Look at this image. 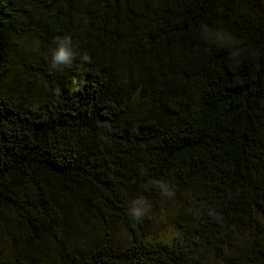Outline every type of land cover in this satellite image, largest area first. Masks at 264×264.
<instances>
[{
	"label": "trees",
	"instance_id": "16d2710c",
	"mask_svg": "<svg viewBox=\"0 0 264 264\" xmlns=\"http://www.w3.org/2000/svg\"><path fill=\"white\" fill-rule=\"evenodd\" d=\"M0 264H264V0H0Z\"/></svg>",
	"mask_w": 264,
	"mask_h": 264
},
{
	"label": "clouds",
	"instance_id": "9594fccd",
	"mask_svg": "<svg viewBox=\"0 0 264 264\" xmlns=\"http://www.w3.org/2000/svg\"><path fill=\"white\" fill-rule=\"evenodd\" d=\"M71 43H72L71 39L67 37L59 41L57 49L52 54V66L54 68L58 67L61 64L65 66L71 65L74 58V53L71 47H69ZM82 59L84 61H88L90 60V57L87 54H84ZM135 215L138 221H140L141 218L144 216V214L139 210H136Z\"/></svg>",
	"mask_w": 264,
	"mask_h": 264
},
{
	"label": "rangeland",
	"instance_id": "374dc122",
	"mask_svg": "<svg viewBox=\"0 0 264 264\" xmlns=\"http://www.w3.org/2000/svg\"><path fill=\"white\" fill-rule=\"evenodd\" d=\"M144 207H148L146 204H143ZM152 217V226L150 227L152 236L155 237H161V238H167L169 237L172 233L176 232L174 231L172 222L170 217L166 214H160V215H155V214H150ZM118 239H126L127 235L124 230H118L117 234Z\"/></svg>",
	"mask_w": 264,
	"mask_h": 264
}]
</instances>
